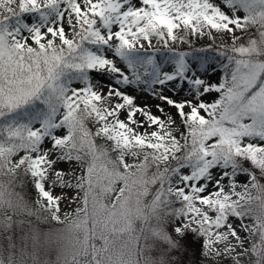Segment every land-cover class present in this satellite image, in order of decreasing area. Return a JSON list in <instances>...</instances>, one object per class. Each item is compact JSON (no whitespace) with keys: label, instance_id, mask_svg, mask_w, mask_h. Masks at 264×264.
I'll use <instances>...</instances> for the list:
<instances>
[{"label":"snow or ice","instance_id":"6c2138e0","mask_svg":"<svg viewBox=\"0 0 264 264\" xmlns=\"http://www.w3.org/2000/svg\"><path fill=\"white\" fill-rule=\"evenodd\" d=\"M218 38L212 83L179 49ZM52 245L264 264V0H0V264Z\"/></svg>","mask_w":264,"mask_h":264},{"label":"rangeland","instance_id":"374dc122","mask_svg":"<svg viewBox=\"0 0 264 264\" xmlns=\"http://www.w3.org/2000/svg\"><path fill=\"white\" fill-rule=\"evenodd\" d=\"M224 43V41L220 40L219 38L215 41V44L210 39H201L199 41H196L191 48L187 46H182L179 50L189 52L190 55L188 57L191 64L195 65L198 69L200 65L204 64L207 66V71H200L199 75L207 80H209L212 83L217 82L220 79V61L221 57L218 54V51H216V47L220 44ZM164 51L163 49L161 50ZM165 55H161L159 57L160 60H165ZM107 79L102 81V83H107ZM104 91H107V88H104ZM169 95H172V93H168ZM137 95V104L141 107H149L153 114L160 116L161 114L156 111V104H161L162 107H164L165 113H169L173 116L176 115L175 109H172L168 107L167 105L163 104L160 101H157L153 98H150L146 95L136 93ZM188 93L185 90L184 93L181 96H173L174 99H182L183 97L187 96ZM211 99V97H209ZM59 191V190H57ZM75 207V205H70L67 202L62 203V208L65 211H69L71 208ZM74 243V237L73 236H65L61 245L59 246L62 250L67 251L71 248V245ZM56 249L57 245H52L51 249H42L41 250V264H45V261H48L49 264H56L55 261V255H56ZM147 255V253H146ZM153 255H156V253H153Z\"/></svg>","mask_w":264,"mask_h":264},{"label":"trees","instance_id":"16d2710c","mask_svg":"<svg viewBox=\"0 0 264 264\" xmlns=\"http://www.w3.org/2000/svg\"><path fill=\"white\" fill-rule=\"evenodd\" d=\"M31 195L34 197L35 194H34V193H31ZM197 243H198V242H197Z\"/></svg>","mask_w":264,"mask_h":264}]
</instances>
